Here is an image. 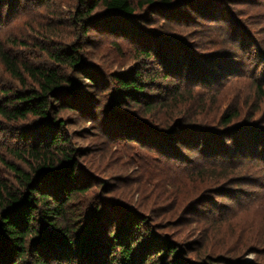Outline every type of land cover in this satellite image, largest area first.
Instances as JSON below:
<instances>
[{"label":"rangeland","instance_id":"obj_1","mask_svg":"<svg viewBox=\"0 0 264 264\" xmlns=\"http://www.w3.org/2000/svg\"><path fill=\"white\" fill-rule=\"evenodd\" d=\"M129 1L136 16L131 35L113 34L92 24L84 38L71 22L76 0H18L16 7L11 3L0 7V47L17 61L49 67L48 52L57 43L75 42L104 79L128 71L140 72L143 78L159 75L171 60L180 59L186 63L182 74L174 68L171 81L152 90L153 96L165 94L179 82L180 89L190 91L181 98L186 101L183 112L197 124H203L204 118L209 128L218 129L221 113L237 115L229 125L236 129L223 139L226 145L232 146L238 137L251 139L253 128L264 137V0H189L188 7L184 0H172L175 7L164 9L172 11L165 16L154 14L145 4L158 0ZM198 4L205 8L198 11ZM164 43L163 55L155 57ZM141 49L150 50V57L139 56ZM24 78L30 86L32 82ZM255 81L261 83V90L255 89ZM20 87L0 60V99L3 90ZM107 93L98 98L100 106L109 101ZM121 112L150 124L148 115L128 102ZM94 127L81 121L69 128L75 131L72 147L80 150L77 161L88 189L74 202L84 221H90L95 210L105 212L102 226L108 231L131 210L146 219L149 231L176 243L189 262L210 257L219 264H264L262 161L263 168L233 157L217 164L200 158L171 159L140 140ZM13 132H0V154L25 169L8 153L9 147L20 145ZM0 176L13 182L1 162Z\"/></svg>","mask_w":264,"mask_h":264},{"label":"trees","instance_id":"obj_2","mask_svg":"<svg viewBox=\"0 0 264 264\" xmlns=\"http://www.w3.org/2000/svg\"><path fill=\"white\" fill-rule=\"evenodd\" d=\"M184 1V7L192 5ZM10 3L16 7L18 0H0V7L7 8ZM145 4L163 16L172 12L164 9L175 7L172 0ZM211 4L208 2V7ZM204 8L197 5L198 11ZM75 11L71 22L82 30L84 38L92 24L123 36L131 35L135 26V11L129 0H76ZM164 45L159 44L155 57L163 55ZM84 50L75 42H59L48 52L51 65L42 67L17 61L0 47L5 70L21 86L2 91L0 132L14 131L20 145L9 147L8 153L27 166L23 169L0 154V162L13 177L11 183L0 176V264H219L210 257L199 263L185 260L176 243L149 231L146 219L131 210L108 231L105 224L102 226L105 212L95 210L90 221H84L74 202L88 189L77 161L80 150L72 147L71 134L75 131L69 128L89 121L97 131L140 140L171 159L200 158L217 164L233 157L251 160L260 167L259 161L264 164L263 135L252 127L251 139L238 137L228 146L223 139L236 129L229 126L236 114L221 113L216 120L221 127L212 130L204 122L207 119L197 124L183 112L186 101L181 98L190 91L180 89L179 82L165 94L153 96L152 90L171 81L174 68L182 74L186 63L180 59L171 60L170 67L165 66L159 75L156 72L143 78L140 72L128 71L104 79ZM137 53L149 58L151 51L141 49ZM24 76L32 82L30 86ZM156 79L160 81L154 84ZM255 82V89L261 90V83ZM108 91L109 101L100 106L98 98ZM127 102L143 110L150 124L120 113Z\"/></svg>","mask_w":264,"mask_h":264}]
</instances>
